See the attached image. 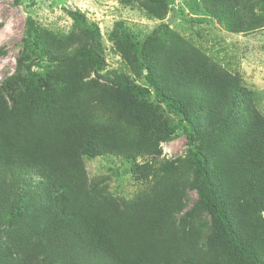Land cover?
Wrapping results in <instances>:
<instances>
[{
  "label": "trees",
  "instance_id": "trees-1",
  "mask_svg": "<svg viewBox=\"0 0 264 264\" xmlns=\"http://www.w3.org/2000/svg\"><path fill=\"white\" fill-rule=\"evenodd\" d=\"M246 1L264 12V0H201L198 8L202 19L237 32L250 16ZM145 2L157 16L166 12L167 0ZM69 14L83 34L71 53L27 17L15 71L0 82V264H158L166 243L162 225L174 223L179 184L169 189L172 179L168 189L134 204L109 201L88 182L81 159L110 152L132 158L153 140L169 141L179 126L192 166L188 186L197 195L179 223L202 212L214 241L233 258L264 264L263 253L232 222L236 212L247 218L264 207V116L240 78L197 52L172 46L159 53L155 44L168 28L163 23L143 38L126 28L111 34L116 47L145 70L147 85L114 71L97 93L84 78L105 66L93 45L98 27L79 11ZM251 16L253 27L262 25L263 17ZM109 103L118 113L116 132L92 118L91 111ZM166 113L178 122L170 123ZM179 264L197 263L185 258Z\"/></svg>",
  "mask_w": 264,
  "mask_h": 264
},
{
  "label": "rangeland",
  "instance_id": "rangeland-1",
  "mask_svg": "<svg viewBox=\"0 0 264 264\" xmlns=\"http://www.w3.org/2000/svg\"><path fill=\"white\" fill-rule=\"evenodd\" d=\"M201 3V0H167L166 12L157 16L154 10L146 6L145 0H0V82L15 71L27 17L71 53L83 34L69 11H79L99 30L93 45L101 53L105 66L99 71L90 70L84 78L97 93H102L104 84L108 83L106 77L114 71L124 72L139 85H147L145 70H140L128 55L116 47L111 34L126 28L137 38H143L152 29L165 23L168 26L167 33L155 44L159 53L175 46L184 49L185 53L197 52L206 56L217 67L240 78L241 84L251 93V105L264 116V21L261 26L253 27L249 20L252 13L256 15L254 17L264 18L262 8L246 1L244 8L250 16L245 17L246 22L241 31L231 32L213 18L202 19V12L198 8ZM239 14L244 16L242 12ZM248 20L252 28H249ZM96 80L98 82L94 84ZM96 92L95 95H98ZM103 98L112 102L108 96ZM95 99L94 95L88 99L90 103L93 102V106ZM113 104H106V108L98 105L91 112L95 122L105 125L106 130L110 125L111 130L116 132L114 123L118 113ZM166 114L170 123L178 122V116ZM125 133L127 136L133 134L128 130ZM152 143L149 150H142L129 159L117 152L82 158L81 165L88 182L97 184L104 199L114 202L122 200L128 204L147 197L153 198L158 192L168 189V182L172 179L169 189L179 184L176 187L178 206L170 213V216L173 214L174 223L162 225L161 233L166 236L163 237L166 243L159 249L158 264H179L185 258L197 264L216 260L221 264H249L248 258L239 255L233 258L221 244L214 241L208 217L202 212L179 223L180 216L197 197L196 191L188 186L187 179L191 178L192 166L182 128L179 126L169 141L156 143L153 140ZM237 188L233 187L232 193L235 194ZM237 196L241 199L242 193L237 192ZM251 212L253 214L247 218L236 212L232 222L243 238L247 239V244L263 253L264 260V234L252 228L254 224L264 227V207ZM205 260L207 262L204 263ZM4 263L12 264L13 260Z\"/></svg>",
  "mask_w": 264,
  "mask_h": 264
}]
</instances>
